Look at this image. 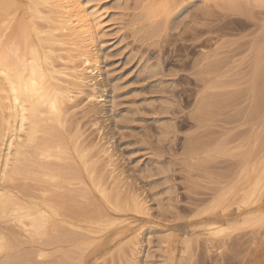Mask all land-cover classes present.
I'll return each instance as SVG.
<instances>
[{"label": "rangeland", "instance_id": "obj_1", "mask_svg": "<svg viewBox=\"0 0 264 264\" xmlns=\"http://www.w3.org/2000/svg\"><path fill=\"white\" fill-rule=\"evenodd\" d=\"M84 1L98 11L103 25L96 44L101 75L95 81L102 101L89 104L76 98L66 128L78 130L81 145L97 159L105 184L113 187L116 182L121 189L122 203L130 205L129 195L134 193L145 200L147 209L144 215L108 209L109 203L83 171L85 184L80 187L86 185L87 197L80 194L78 185L61 194L73 210L85 213L87 222L105 219L106 210V218L126 217L142 225L136 264H172L170 251L178 261L181 236L189 224L208 220L206 215L198 217L197 211L206 208L239 170L244 149L240 145L254 123L249 109L254 118L263 112V93L253 99L250 87L254 47L264 33V0H176L169 18L163 14L169 0ZM213 91L217 100L197 121L193 112L199 97ZM195 139L204 145L191 154L188 144ZM106 147L110 157L98 152ZM72 157L56 163L67 169L77 158ZM24 176L19 174L22 181L15 183L26 188L37 184ZM74 219L82 225L86 221ZM247 227L233 232L223 245L222 238L209 242L199 231L182 264H264V222ZM115 232L110 229L104 235L117 243L124 233L115 237ZM123 246L100 256L95 264H127ZM55 259L49 256L45 261Z\"/></svg>", "mask_w": 264, "mask_h": 264}, {"label": "bare ground", "instance_id": "obj_2", "mask_svg": "<svg viewBox=\"0 0 264 264\" xmlns=\"http://www.w3.org/2000/svg\"><path fill=\"white\" fill-rule=\"evenodd\" d=\"M176 4V0H169L163 14L168 17ZM97 12L84 0H0V223L11 224L0 225V264H95L114 247L121 248L120 244H124L123 260L127 264L138 262L142 225H134L126 217L106 218V210L105 219L87 222L85 213L73 210L61 194L78 185L79 193L87 197L86 185L80 187L85 184L80 174L83 171L109 203L108 209L143 215L146 211L145 200L134 193L129 195L130 205L122 203L121 189L116 182L113 187L105 184L97 159L81 145L78 130L68 132L66 128L76 98L82 97L89 104L102 101L95 82L101 75L96 44L100 24L103 26ZM253 52L250 94L254 99L259 92L264 96V33ZM213 94L206 92L199 97L193 112L197 121L204 119L208 106L217 100ZM251 111L248 116L254 123L249 137L239 144L244 146L239 170L217 189L206 208L196 210L198 217L206 215L208 220L189 224L179 240L178 261L170 251L172 264H182L192 237L199 231H204L209 242L222 238L223 245L236 230L264 222V108L258 118ZM202 145L195 139L188 144V152L195 153ZM108 150L98 152L106 154ZM72 155L77 158L67 169L56 163L73 160ZM22 173L24 179L37 184L28 185L31 189L24 183L17 185L22 181L17 176ZM76 216L85 219V224H78ZM110 229L116 231L115 237L124 233L117 243L114 237L104 235ZM49 256L57 259L45 261Z\"/></svg>", "mask_w": 264, "mask_h": 264}]
</instances>
